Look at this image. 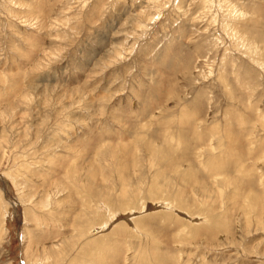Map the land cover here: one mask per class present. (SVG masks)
<instances>
[{
  "label": "rangeland",
  "instance_id": "1",
  "mask_svg": "<svg viewBox=\"0 0 264 264\" xmlns=\"http://www.w3.org/2000/svg\"><path fill=\"white\" fill-rule=\"evenodd\" d=\"M0 264H264V0H0Z\"/></svg>",
  "mask_w": 264,
  "mask_h": 264
}]
</instances>
